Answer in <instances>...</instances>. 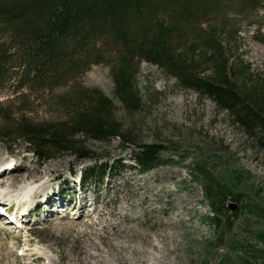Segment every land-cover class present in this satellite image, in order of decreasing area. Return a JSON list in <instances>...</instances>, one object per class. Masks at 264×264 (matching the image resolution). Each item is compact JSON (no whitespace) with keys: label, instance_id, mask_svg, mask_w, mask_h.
<instances>
[{"label":"rangeland","instance_id":"374dc122","mask_svg":"<svg viewBox=\"0 0 264 264\" xmlns=\"http://www.w3.org/2000/svg\"><path fill=\"white\" fill-rule=\"evenodd\" d=\"M245 15L244 20L240 14L228 15L240 26L229 55L238 75L256 79L264 75V0ZM242 63L247 71L240 70ZM76 80L74 87L99 89L112 97L114 119L121 129H131L130 140L88 137L91 157L66 150L42 159L21 141L11 145L0 139V161L14 158L16 167L0 183L34 186L29 200L14 199L19 207H34L25 225L28 233L26 227L19 231L0 220V264H264V149L226 109L209 96L180 87L173 75L145 60L136 78L142 97L136 112L124 110L116 100L106 62L91 64ZM71 86L32 91L8 86L0 92V102L11 111L25 108L34 118L47 119L63 109ZM154 141L164 147L160 161L142 170L132 149ZM202 160L218 176L249 171L236 187L261 207L241 210L229 198V211H238L232 222L225 215L220 224L212 222L217 211L195 169ZM80 171L78 190L71 173ZM82 203L85 209H80Z\"/></svg>","mask_w":264,"mask_h":264},{"label":"trees","instance_id":"16d2710c","mask_svg":"<svg viewBox=\"0 0 264 264\" xmlns=\"http://www.w3.org/2000/svg\"><path fill=\"white\" fill-rule=\"evenodd\" d=\"M256 2L0 0V92L8 86L32 91L61 83L73 88L63 97V109L47 119L34 118L25 108L11 111L0 102V139L11 145L21 141L42 159L66 150L79 158L91 157L88 137L130 140L131 129H121L114 119L112 97L73 85L91 64L106 62L116 100L124 110L136 112L142 106L136 78L145 60L173 75L180 87L211 97L264 149V75H238L229 55L240 26L228 15L240 14L244 20ZM240 70L247 71L243 63ZM163 151L158 142H144L132 149V157L146 170L160 161ZM195 167L206 199L217 211L211 217L215 224L223 215L230 224L238 213L229 211V198L241 210L261 207L244 188L236 187L249 171L235 169L218 176L204 160ZM93 173L89 169L88 175Z\"/></svg>","mask_w":264,"mask_h":264},{"label":"bare ground","instance_id":"6f19581e","mask_svg":"<svg viewBox=\"0 0 264 264\" xmlns=\"http://www.w3.org/2000/svg\"><path fill=\"white\" fill-rule=\"evenodd\" d=\"M0 165H3V167H2V169H0L1 171H0V178L2 177V176H4L5 174H7V173H11V172H15L16 171V167H15V165H14V162H9V161H7L6 163H2V164H0ZM25 169V168H24ZM25 172L26 171H28L27 169L26 170H24ZM33 183H28V184H25V185H22V186H20L19 188L17 187L16 188V185L14 184V183H0V186H1V193H3L4 191L5 192H11V195L14 193L15 194V192L17 191V190H24V191H26V197L28 196V195H30L31 193H33L34 192V186L32 185ZM40 191H43V189H40ZM54 194H57V193H53V195ZM63 196V195H62ZM1 198H2V196H1ZM47 198V199H46ZM62 198V197H61ZM61 198L58 200V201H60L61 200ZM49 199V197H48V195L45 197V200H48ZM24 203V202H23ZM50 203V207L51 206H53V201L52 202H49ZM8 205V204H7ZM9 206L10 205H8L7 206V209L9 208ZM85 204L84 203H82L81 204V207H80V209H85ZM53 208V207H52ZM51 208V209H52ZM26 212H28L26 215H29L31 212H34V207L32 206V207H30V209H28ZM0 214H2L1 212H0ZM25 219V218H24ZM6 225H8V224H10V223H5ZM26 226L24 225V228H25ZM14 228H16V226H14ZM19 230V229H18ZM20 231V230H19ZM26 232L28 233V230H27V227H26ZM80 232H82V230L80 231ZM29 255H31V254H29ZM46 256L48 257V258H50L51 259V256L50 255H48V254H46ZM30 257H33V255L32 256H30ZM39 260V259H38ZM81 263V262H80Z\"/></svg>","mask_w":264,"mask_h":264}]
</instances>
